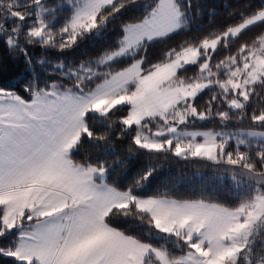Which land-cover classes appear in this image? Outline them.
<instances>
[{"label":"snow or ice","instance_id":"obj_1","mask_svg":"<svg viewBox=\"0 0 264 264\" xmlns=\"http://www.w3.org/2000/svg\"><path fill=\"white\" fill-rule=\"evenodd\" d=\"M133 6L141 15L120 23L115 48L78 64L41 58L58 79L40 87L34 76L27 99L0 87V257L11 264H264V32L240 42L264 25V4L169 48L156 63L146 59L148 47L190 29L192 0H0V40L31 66L30 47L63 52L100 36ZM64 8L70 15L57 27ZM222 51L229 54L217 59ZM124 60L131 63L116 69ZM203 95L210 98L201 107ZM208 120L220 130H192ZM248 121L253 127L229 130ZM114 123L118 138L131 137L129 151L219 166L238 202L140 194L155 166L124 190L110 184L115 167L90 159L85 144L114 155Z\"/></svg>","mask_w":264,"mask_h":264},{"label":"trees","instance_id":"obj_2","mask_svg":"<svg viewBox=\"0 0 264 264\" xmlns=\"http://www.w3.org/2000/svg\"><path fill=\"white\" fill-rule=\"evenodd\" d=\"M47 2L49 5H56L64 3L65 0H47ZM262 4H264V0H192L191 13L194 19L190 22V29L174 35L166 42L152 43L148 47L146 59L151 63H156L169 48L177 47V45L185 40L195 41L209 32L235 23L239 20V16L236 15L237 13L246 12L249 6L258 8ZM69 15L70 13L67 8L58 11L57 27ZM140 15L141 10L138 7H130L123 17L115 23L109 24L107 30L100 36H86L82 40H79L77 45L63 52L56 49H42L39 46L30 47L31 66L25 62L23 55L9 52L4 42L0 40V87H11L12 90L27 99L28 93L24 89L33 81L34 76L40 87H44L51 80L58 79L55 74L50 72L47 65L41 66L37 63L41 58L50 61L51 64H56L60 61H63L65 64H78L85 60H95L105 51L115 48L120 36V23ZM261 32H264V25L253 26L251 30L246 32L243 40L240 42H251ZM238 46V43L235 44L231 51L235 52ZM228 54L222 51L217 59ZM129 63H131L130 60H124L122 63H117L115 68L126 67ZM195 71V67L192 66L186 75L192 76L195 74ZM209 98V95H203L202 98H198L200 106L202 107ZM122 114L120 113L119 115ZM113 119L115 120V117ZM93 123L98 129L106 131V129L100 128L98 121ZM236 127L247 129L253 127V125L250 121L240 125L233 124L229 130H235ZM119 128L120 126L114 123L112 130L109 132L110 147L114 149V155H106L103 146L97 148L87 143L85 144V149L90 159H107L109 165L115 167V171L109 174L108 182L110 184L124 190L132 186L139 175L148 167L155 166L156 171L153 176L145 182L142 188L136 189L140 194L156 195L166 193L179 199H197L203 197L230 205L238 202V193L234 189L228 173L220 170L219 166L198 160L183 161L171 156L156 158L142 150L137 151L133 149L129 151L131 137L124 136L118 138ZM192 128L220 130V122L218 120L197 121ZM84 156L85 152L82 151L76 158L83 159ZM121 163L123 164L122 167L120 166ZM117 226L125 227L122 224H118ZM0 264H11V261L8 258L0 257Z\"/></svg>","mask_w":264,"mask_h":264},{"label":"rangeland","instance_id":"obj_3","mask_svg":"<svg viewBox=\"0 0 264 264\" xmlns=\"http://www.w3.org/2000/svg\"><path fill=\"white\" fill-rule=\"evenodd\" d=\"M192 130H200V129H193V128H192Z\"/></svg>","mask_w":264,"mask_h":264}]
</instances>
